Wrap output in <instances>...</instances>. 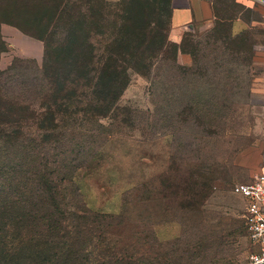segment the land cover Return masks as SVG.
Here are the masks:
<instances>
[{"label":"trees","instance_id":"16d2710c","mask_svg":"<svg viewBox=\"0 0 264 264\" xmlns=\"http://www.w3.org/2000/svg\"><path fill=\"white\" fill-rule=\"evenodd\" d=\"M214 11L210 30L198 36L187 31L173 43L171 0H0V26L43 45L40 66L14 58L0 70V264L176 262V250L161 261V243L151 230L144 236L147 252L111 242V230L125 219L87 208L76 178L95 169L100 123L119 115L122 124L131 122L119 100L133 74L165 79L167 110L175 100L186 101L190 118L202 126L228 117L215 91L229 96L223 100L232 98L241 75L250 94L255 38L264 32L232 35V19L248 21L250 15L234 0H215ZM4 47L0 34V54ZM179 55L191 64L180 66ZM173 71L182 81L177 88L168 83ZM210 245L194 242L184 253L187 262L207 264Z\"/></svg>","mask_w":264,"mask_h":264},{"label":"rangeland","instance_id":"374dc122","mask_svg":"<svg viewBox=\"0 0 264 264\" xmlns=\"http://www.w3.org/2000/svg\"><path fill=\"white\" fill-rule=\"evenodd\" d=\"M0 34L5 44L0 70L14 58L32 59L41 65L43 46L39 41L6 24L0 26ZM201 55L203 59L204 49ZM177 62L182 67L191 64L184 55ZM253 75V80L262 76L259 70ZM239 78L241 87L233 90L232 98L224 101L229 96L215 91L219 106L224 103L228 106L224 111L229 113L222 114L228 117L219 125L209 127L190 118L186 101L175 100L172 111L167 110L161 96L165 79L131 76L119 100L129 110L131 122L122 124L124 117L119 115L114 121L100 123L103 127L93 145L98 153L95 169L76 178L87 208L125 219L121 227L111 230V242L147 252L144 236L151 230L161 243V261L176 250V262L168 264H189L184 253L199 240L207 246L213 243L207 251V264L213 256L217 260L210 264H244L253 248L243 228L245 201L232 190L261 171L252 166L255 149L264 146V115H260L264 98L259 79L252 81L249 94L246 78ZM197 82L199 87L207 84L199 78ZM168 83L180 86V73L174 72ZM228 92L229 88L225 93L230 95ZM185 241L189 246H184ZM145 260L150 261L147 256Z\"/></svg>","mask_w":264,"mask_h":264},{"label":"crops","instance_id":"0c3cea01","mask_svg":"<svg viewBox=\"0 0 264 264\" xmlns=\"http://www.w3.org/2000/svg\"><path fill=\"white\" fill-rule=\"evenodd\" d=\"M214 3L215 0H171L169 40L173 43H179L187 31L196 34L210 30L216 20ZM234 3L248 10L250 15H248V21L240 17L232 19L231 32L233 36L245 31L261 30L264 32V7L256 5L253 0H234ZM190 27L191 29H189ZM255 39L258 41L256 45L258 47L255 48L252 66L255 70H259L262 76H258L253 81L256 82V79H259V83H262L261 92L264 98V35L257 36ZM260 115H264V111ZM255 151L253 170L261 169L264 172V146H260Z\"/></svg>","mask_w":264,"mask_h":264},{"label":"built area","instance_id":"2783aa9c","mask_svg":"<svg viewBox=\"0 0 264 264\" xmlns=\"http://www.w3.org/2000/svg\"><path fill=\"white\" fill-rule=\"evenodd\" d=\"M253 1L264 7V0ZM232 192L245 201L244 228L253 248L244 264H264V172L254 174L247 183L235 185Z\"/></svg>","mask_w":264,"mask_h":264},{"label":"water","instance_id":"95a60500","mask_svg":"<svg viewBox=\"0 0 264 264\" xmlns=\"http://www.w3.org/2000/svg\"><path fill=\"white\" fill-rule=\"evenodd\" d=\"M189 29H191V27Z\"/></svg>","mask_w":264,"mask_h":264}]
</instances>
